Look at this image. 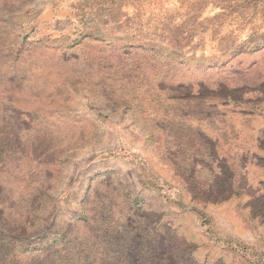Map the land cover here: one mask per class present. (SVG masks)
Segmentation results:
<instances>
[{
  "label": "rangeland",
  "instance_id": "374dc122",
  "mask_svg": "<svg viewBox=\"0 0 264 264\" xmlns=\"http://www.w3.org/2000/svg\"><path fill=\"white\" fill-rule=\"evenodd\" d=\"M0 264H264V0H0Z\"/></svg>",
  "mask_w": 264,
  "mask_h": 264
}]
</instances>
